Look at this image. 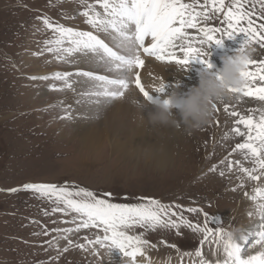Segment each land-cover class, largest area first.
I'll use <instances>...</instances> for the list:
<instances>
[{"label":"rangeland","instance_id":"1","mask_svg":"<svg viewBox=\"0 0 264 264\" xmlns=\"http://www.w3.org/2000/svg\"><path fill=\"white\" fill-rule=\"evenodd\" d=\"M83 10L80 0H0V264H108L104 256L106 247L96 245L87 251L72 247L61 253L48 244L47 241L55 244V238L63 235L62 231L58 233L54 229L75 228L71 220L76 214L53 212L56 206L53 201L32 191H8L22 188L25 183H55L73 191L86 188L101 196L111 192L109 199L120 204L134 205L151 198L162 204L180 205L183 209L199 207L210 215H219L228 231L249 228L258 217L254 203L243 192L251 194L254 182L246 181L244 189L232 191L239 183L235 176L229 180L227 176L220 177L218 171H209L213 164L219 165L228 155L229 146L241 139L222 140L234 120L224 112L223 105L216 113L218 125L213 122L195 133L183 130V134L170 143L172 159L165 168L158 167L147 155L131 156L114 151L105 138L94 151L82 147L78 129L69 119L61 118L65 110L70 111L61 101L67 90L49 87L53 82L58 86L62 82L31 77L51 76L55 72L75 73L76 69L85 71L79 69L81 64L96 63L97 70L105 71L103 65L99 66L100 61L91 58L94 54L76 53L77 56L74 54L70 62L65 63L46 50L51 45L45 42L55 39V34L45 27L41 18L47 17L53 23L79 31L88 25L86 30L93 31L81 15ZM111 32L105 33L108 36ZM245 39L241 33L235 39H225L222 47L213 44L210 49L212 71L222 68V57L234 55ZM107 44L121 53L113 42ZM148 58L146 65H149L139 72L150 77V69L163 67L164 72L159 69L162 73L157 75L156 81L158 84L168 82L166 91H171L177 78L182 82L183 92L198 86L199 71L206 67L194 61L190 70L178 72V65L174 63ZM149 84L145 88L150 89ZM43 95L47 97H41ZM229 103L241 112L264 106L254 98H243L239 102L234 99ZM259 183L264 186V180ZM250 211L254 213L251 218ZM186 215L189 219L196 216L195 213ZM199 219H203L202 214ZM45 231L50 234L44 235ZM182 232L177 235L175 230L159 229L146 234L145 238L156 245L148 249L152 264H194L199 259L194 254L185 255L194 253L199 237L187 229ZM94 233L102 235L99 229H81L69 238L83 243V237L93 238ZM164 241L167 243H162ZM171 243H175L179 251L169 247ZM65 246L67 241L60 240V249ZM257 250L251 249V252L255 254ZM212 252L213 248L205 244L204 254L211 257L208 259H213ZM112 257L111 264H129L118 249L113 250ZM138 260L142 264L143 259Z\"/></svg>","mask_w":264,"mask_h":264},{"label":"snow or ice","instance_id":"2","mask_svg":"<svg viewBox=\"0 0 264 264\" xmlns=\"http://www.w3.org/2000/svg\"><path fill=\"white\" fill-rule=\"evenodd\" d=\"M80 2L84 5L81 15L95 31H78L53 23L47 17L41 19L45 27L55 34V39L45 42L51 45L46 50L53 53L55 59L67 63L76 53H91L94 54L91 58L103 61L110 72L119 73L116 78L97 75L93 71L75 73L94 82V90L86 95L95 97L93 103L96 105L122 99L133 85L149 103L166 92L168 84L154 89L153 93L146 90L139 72L145 66L144 55L154 57L159 62L182 66L186 71L194 61L213 68L203 48L213 44L221 46L225 39H235L241 33L246 37L242 46H254L256 55L242 74L245 85L230 91L234 92L237 102L243 98H254L264 105V52H261L264 50V0ZM97 6L100 10H97ZM109 30L118 33L119 46L125 54L114 51L99 35ZM73 75L71 72H55L51 76H33L31 79L60 81L59 86L53 82L49 87L64 91L72 90L74 81L70 77ZM68 107L71 108V105ZM223 110L234 120L233 127L222 140L241 139L230 145L228 155L219 161V165L224 167L213 164L209 171H218L220 177L227 176L229 180L235 176L239 183L232 191L244 189L246 181L255 184L251 194L244 191L243 195L254 203L258 219L249 228L240 230L239 235L224 228V221L219 215H210L199 207L183 209L180 205L162 204L151 198L134 205L120 204L109 199L113 195L111 192L101 196L86 188L73 191L66 185L55 183H25L22 188L8 191H32L52 200L56 205L53 212L76 214L71 220L75 228L54 229L58 233L62 231L63 235L55 238V244L47 241L61 253L68 252L72 247L87 251L89 247L98 245L110 248L112 252L118 249L129 264H141L138 258H143L142 264H152L148 249L156 245L145 238L146 234L163 229L169 232L175 230L177 235H182V230L187 229L199 237L194 253H185L199 258L194 264H264V186L259 183L264 180V106L241 112L235 105L225 103ZM65 111V116L61 118L73 119L72 113ZM219 111L220 107L217 106L216 113ZM214 123L218 125L219 120ZM186 213H195L196 216L189 219ZM201 214L202 220L199 219ZM253 215V212H248L250 218ZM81 229H99L102 235L94 233L93 238L85 236L83 243L69 238L70 234L79 233ZM136 229H143V232L137 233ZM43 234L50 233L45 231ZM60 240L67 241V246L60 249ZM205 244L213 248V259L205 256ZM168 246L179 251L175 243ZM251 249L258 250L253 254Z\"/></svg>","mask_w":264,"mask_h":264},{"label":"bare ground","instance_id":"3","mask_svg":"<svg viewBox=\"0 0 264 264\" xmlns=\"http://www.w3.org/2000/svg\"><path fill=\"white\" fill-rule=\"evenodd\" d=\"M87 26L88 25H85L84 28H80V31H88L86 30ZM99 35L103 36L106 43L110 42L112 44L113 42L114 46L120 45V37L118 33L114 31L108 34V36L105 32ZM104 35L106 37H104ZM116 40L118 42H115ZM119 47L117 49L121 51L120 54H125L124 49L120 50ZM143 59L145 60L146 65L149 58L143 57ZM95 60L98 62L100 61L98 59ZM100 65H103L104 72L97 70L96 63L92 65L81 64L79 65V69L93 71L97 75H106L110 78H116L119 75L116 71L110 72L108 70V65L103 61H100L99 66ZM148 65H146L145 68ZM159 69L163 70V67ZM159 69H150L151 72L148 73L150 77L147 75L145 76L143 72L140 71V75H142L141 80L144 86H148L149 83V85L152 86L150 88L151 90L146 88L150 93H153L155 87L159 85L156 81L157 75L164 72V70L161 72ZM78 71L79 70L76 69L74 72L77 73ZM45 73L47 72H43L42 74ZM75 73H73L74 75L72 76V80L75 82L73 83V88L72 90H67L68 93H66L61 101H63L64 105L67 107L71 105V108L69 109L73 115V119L70 121L78 129L79 132L76 133L81 138V145L84 149L96 150L99 143L105 138L112 144L114 151L125 152L127 155L131 156L147 155L154 159L156 165L161 168H165L170 164L172 159L170 143L173 142L178 135L181 136L183 134V129L176 130L169 127L154 126L151 125L146 118L141 120L140 110L130 101L132 99H137L144 104H147L148 101L135 87H130L122 99L105 102L99 106L96 105L93 103L96 98L86 95L94 90V82L88 80L86 77L77 76ZM168 92L170 91H166L164 94L160 95H166ZM41 97L45 98L47 96L43 95ZM145 115L147 116V110L145 111ZM142 259L143 258H141V260ZM126 262H129L128 259Z\"/></svg>","mask_w":264,"mask_h":264},{"label":"clouds","instance_id":"4","mask_svg":"<svg viewBox=\"0 0 264 264\" xmlns=\"http://www.w3.org/2000/svg\"><path fill=\"white\" fill-rule=\"evenodd\" d=\"M211 47L203 48L209 57L212 55ZM254 55V46H241L234 55L222 57L223 67L217 71H212L213 68L208 67L201 69L198 86L190 87L187 92L181 90L182 82L177 78L170 92L159 95L151 103L144 104L137 99L130 102L140 110V119L146 118L151 125L195 133L215 121L217 106L236 99L230 89H240L245 85L246 80L242 74L247 70L248 62ZM181 70L182 66H178L177 71ZM167 84L168 82H161L156 88ZM234 232L237 234L240 230L235 229ZM104 256L108 264H111L113 257L110 248H105Z\"/></svg>","mask_w":264,"mask_h":264}]
</instances>
